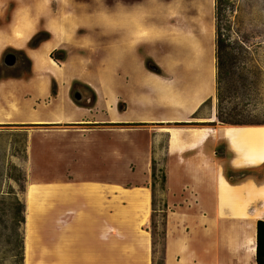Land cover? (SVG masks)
<instances>
[{
	"label": "rangeland",
	"instance_id": "374dc122",
	"mask_svg": "<svg viewBox=\"0 0 264 264\" xmlns=\"http://www.w3.org/2000/svg\"><path fill=\"white\" fill-rule=\"evenodd\" d=\"M19 1L0 0V25L11 22L13 13L21 4ZM217 1L44 0L45 10L56 18V24H61L66 32L60 35L64 45L55 54L59 58L65 54L70 59L71 69L64 70L63 78L64 81L69 78L73 81L71 98L76 103L75 94L80 92L81 105L91 107L101 96L106 102L109 120L114 121L118 120L119 109L125 108L119 99L120 83L125 80L120 77L125 70L124 67L120 69L121 63L126 60L124 53H140L146 38H151L156 56L162 58L166 50L164 45L177 44L180 29L197 23L200 11H209L214 3L221 15L223 32L229 38L227 52L232 56L229 73L222 83L224 108L227 112L233 111L231 120L239 124L222 123L217 111L215 115L211 112L210 102L190 122L155 123L152 129H143L137 123L114 121L78 125L80 127L15 123L29 119L22 115L24 112H17V119L7 121L11 123H0V264H19L17 254L20 248L12 232L15 221L10 192L15 191L25 204L27 202L28 213L29 187L35 185L40 195L43 209L41 224L45 231L40 236V242L33 246L36 259L32 264H61L46 259L55 252L56 242L69 237L71 232L62 219L60 208L57 209L60 184L72 179H93L98 183L111 184L105 187L114 188L117 192H125V189L135 191L138 188L145 190L150 185L147 176L152 173L154 162L158 174L155 179L157 186L154 187V207L146 212L142 203V212L111 214L110 228L104 231L108 232L105 238L110 241L112 259L106 264H162L166 260L168 212L164 207L162 177L166 170L168 130L178 132V128H214L224 124L251 125L243 127L252 130L264 129V0ZM23 5L27 8L30 3ZM37 18L39 32L53 37L45 26L46 16L37 15ZM135 27L137 31H132L131 35L130 30ZM191 42L193 46L200 47L194 37ZM206 43L211 47L214 41L208 37ZM8 49L18 50L12 46ZM22 53V60L0 74V81L12 77L21 79L8 91V99L10 102L15 100L18 107L24 108L26 99H33V103L36 100L32 89L29 90L32 86L26 89V84L34 76L33 61L26 51L22 50ZM0 66H3L2 61ZM87 82L93 83L98 91ZM54 86L57 88V81L52 79V88ZM8 99L0 100L1 107L6 110H9ZM114 101H118L116 107ZM152 139L155 145L151 160ZM92 143L93 146L86 147ZM218 155L226 157L224 145L218 148ZM148 159L147 165L145 161ZM259 163L264 161L255 162L254 165ZM229 171L232 169L227 167L226 172ZM249 172L263 176L264 165ZM232 173L233 181L244 176L240 171ZM129 199L112 200V208L129 204ZM228 201L220 197L222 205ZM259 214L246 220L248 237L252 236V227ZM187 223L189 220H186L189 226ZM24 234L27 239V220ZM26 242L24 264L27 263ZM149 243L152 249L148 252L146 244ZM254 261L245 254L241 263L253 264Z\"/></svg>",
	"mask_w": 264,
	"mask_h": 264
},
{
	"label": "crops",
	"instance_id": "0c3cea01",
	"mask_svg": "<svg viewBox=\"0 0 264 264\" xmlns=\"http://www.w3.org/2000/svg\"><path fill=\"white\" fill-rule=\"evenodd\" d=\"M180 30L182 31L177 34V44L164 45L166 50L162 58L156 56L151 38H146L144 44L141 43L143 46L140 53H124L126 60L121 63L120 69L124 67L125 70L124 73L120 70V77L125 80L120 83L119 99L123 101L125 108L119 109L117 121L109 120L105 110L106 102L101 96L91 107L75 103L71 98L73 81L70 78L66 81L63 78L64 82L58 81L47 72L40 76L32 60L34 76L26 84V89L32 86L29 90L32 89L36 101L33 103V99H26L23 102L25 108L22 115L28 116L29 119L14 122L80 127L78 125L114 121L137 123L143 129H152L155 123L190 122L195 118L196 112L201 109L200 113L204 109L203 104L208 100L212 104L211 112L215 115V4L213 3L207 12L204 9L200 11L197 23L185 25ZM132 31L136 33L137 28L130 30L131 35ZM193 37L199 41L200 47L192 45ZM208 37L214 41L211 47L206 45ZM5 49L0 54V60ZM59 49L60 47H55L49 55ZM148 61H152L161 72L149 67ZM57 62L62 73L71 69L69 58ZM43 77L45 82H42ZM52 79L57 81L56 95L52 93ZM6 80H14V83L21 81L13 77ZM87 83L98 91L93 83ZM42 87L45 89L43 92ZM117 105L118 101H114V106ZM36 106L38 108H35ZM224 125L211 127L212 131L192 128H178V132L168 130L167 179L164 189V207L168 212L165 264H242L243 256L248 251V242L244 237L246 220L260 212L252 229L257 247V223L264 220V175L251 173L238 181H232L227 177L226 168L229 167L233 171H252L264 165H254L255 162L264 160H256L253 157L254 143L249 137L250 133L260 134L264 129L252 130L243 127L251 125ZM202 134L205 135L204 138L197 141L202 138ZM177 136L180 139L175 141ZM93 145L92 143L86 147ZM154 145L155 140L152 139L150 159L154 156ZM222 145L226 157L218 155V148ZM145 162L148 165L149 159ZM147 179L150 185L146 186L145 190L125 189V192L106 188L105 185L111 184L98 183L93 179H72L60 184L61 189L57 193L60 203L57 204V209L60 208L62 219L71 232L69 237L56 242L55 252L46 259L61 264L110 262L111 245L109 240L106 241L108 232L105 233L104 230L110 228L108 224L111 214L142 212V203L146 212L154 207L152 173ZM221 196L226 201L229 200L224 205L220 202ZM116 198H130V203L112 208V200ZM186 220H189L187 224L190 227L186 225ZM146 246L148 252L151 251L152 244ZM253 264H256V254Z\"/></svg>",
	"mask_w": 264,
	"mask_h": 264
},
{
	"label": "bare ground",
	"instance_id": "6f19581e",
	"mask_svg": "<svg viewBox=\"0 0 264 264\" xmlns=\"http://www.w3.org/2000/svg\"><path fill=\"white\" fill-rule=\"evenodd\" d=\"M21 4L17 7L12 15V21L8 25H0V54L8 46L24 50L28 53L30 58L34 61L35 69L37 73L43 76L44 73L51 74L58 81H63L62 69H60L58 62L49 55L55 47H61L64 42L60 35L66 33L63 27L56 24V18L52 17L49 12L45 10L44 0H20ZM30 3L29 7H25L23 4ZM48 3V2H47ZM46 16V28L49 32L53 33V37L43 42L38 49H31L28 44L30 40L39 32L37 15ZM60 17V16H59ZM58 18V17H57ZM61 18V17H60ZM64 19V18H63ZM59 20V19H58ZM197 45V44H196ZM110 68V67H109ZM110 70V69H109ZM48 74V75H49ZM14 80H4L0 82V100L8 99L11 88L14 87ZM42 82H45L44 77ZM45 90L42 87V92ZM45 92V91H44ZM100 92V91H99ZM115 97V96H114ZM10 99H8L9 101ZM113 100V98H112ZM115 100V99H114ZM116 104V103H115ZM196 105V104H195ZM9 110L4 109L0 105V121L7 122L11 121L15 117L17 112L22 113L24 108H20L16 105L15 100L8 102ZM117 120V119H116ZM115 120V121H116ZM204 131H212V128H199ZM197 141H201L204 138ZM249 137L253 140V157L256 160H264V132L260 134H249ZM180 138L177 136L175 141ZM43 219V209L40 205V195L35 188V185L30 187V197L28 202V213H27V263L32 264L34 261L35 253L33 246L40 242V236L44 233V227L41 224ZM254 227V226H253ZM252 227V229H253ZM252 234V233H251ZM51 235V234H50ZM247 235V236H246ZM245 238L248 242V251L246 256L255 260L256 254V243L252 236L248 237L247 231L245 232ZM257 255V254H256Z\"/></svg>",
	"mask_w": 264,
	"mask_h": 264
},
{
	"label": "trees",
	"instance_id": "16d2710c",
	"mask_svg": "<svg viewBox=\"0 0 264 264\" xmlns=\"http://www.w3.org/2000/svg\"><path fill=\"white\" fill-rule=\"evenodd\" d=\"M219 3V0L217 1ZM50 37L46 32H38L31 40L30 46L31 47H37L39 44L42 42L48 40ZM228 37L225 36L223 32V26L221 23V15L219 12V9L216 8V61H217V117L221 120L222 123H236L239 124L238 122H233L231 120L233 111L227 112L225 111L224 108V100H225V95L223 93V88H222V83L224 82L225 76L228 75L230 65L232 63V56L227 52V48L229 46L228 44ZM56 51H61V50H56ZM54 51L51 56L56 60H64L66 58V55L64 54L63 57L59 58ZM64 53V52H61ZM149 67H153L155 71L161 72V70L153 64L152 61H148ZM52 93L53 95L57 94V88L54 86L52 88ZM210 100L206 101L203 106L207 105ZM76 103L80 104L79 101L76 100ZM202 106V107H203ZM201 107V108H202ZM201 110V109H200ZM199 110V111H200ZM199 111L195 113L194 117L199 116ZM233 171V170H232ZM232 171L226 172L227 177L232 180V177L234 174ZM238 172V171H237ZM244 174L243 177H245L248 174H251L249 171H240ZM163 177H162V182L166 183L167 179V174L166 170L164 169L163 171ZM157 168L154 162V166L152 169V177L154 179V187H155V179L157 177ZM233 181V180H232ZM11 200V206L12 209L14 210V216L13 219L15 221V224L13 226L12 232L14 237L17 239V244L19 245V252L17 254L18 258V263L19 264H24L25 262V234H24V225L27 220V202H23L21 198L18 196V194L13 191L10 192V198ZM256 264H264V220H259L257 223V252H256ZM165 262V261H164ZM162 264H165V263Z\"/></svg>",
	"mask_w": 264,
	"mask_h": 264
},
{
	"label": "flooded vegetation",
	"instance_id": "af4514ba",
	"mask_svg": "<svg viewBox=\"0 0 264 264\" xmlns=\"http://www.w3.org/2000/svg\"><path fill=\"white\" fill-rule=\"evenodd\" d=\"M9 47H7V49ZM7 49L4 52L2 59L0 60L2 61V65H3L2 67L0 66V74H2L3 72L6 73L9 70V68L15 67L16 64H18L22 60L21 56H24L21 49H20L21 51L18 48H16L18 50L15 49L7 50ZM33 49H38V48H33Z\"/></svg>",
	"mask_w": 264,
	"mask_h": 264
},
{
	"label": "water",
	"instance_id": "95a60500",
	"mask_svg": "<svg viewBox=\"0 0 264 264\" xmlns=\"http://www.w3.org/2000/svg\"><path fill=\"white\" fill-rule=\"evenodd\" d=\"M75 98H76V100H78V101L82 100V94H81L80 92L76 93V94H75Z\"/></svg>",
	"mask_w": 264,
	"mask_h": 264
}]
</instances>
